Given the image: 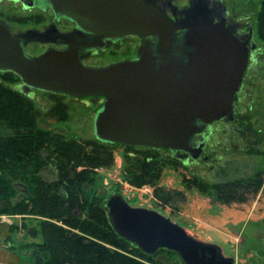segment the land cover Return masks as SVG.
Masks as SVG:
<instances>
[{
	"label": "water",
	"instance_id": "95a60500",
	"mask_svg": "<svg viewBox=\"0 0 264 264\" xmlns=\"http://www.w3.org/2000/svg\"><path fill=\"white\" fill-rule=\"evenodd\" d=\"M9 1L21 3L24 9H52L88 32L141 40L134 58L97 68L84 64L78 44L30 56L27 47L53 42L46 36L54 30L15 34L0 20V72H13L27 90L104 97L93 122L97 140L190 152L195 134L213 122L234 121L249 51L232 30L208 17V0H194L191 15L181 26L172 23L153 0ZM177 29L186 32L185 40L174 37ZM106 206L114 232L147 255L167 250L177 253L184 264H236L230 257L218 260V246L195 239L157 211L130 206L122 195L111 196ZM206 250L211 258L206 259Z\"/></svg>",
	"mask_w": 264,
	"mask_h": 264
},
{
	"label": "rangeland",
	"instance_id": "374dc122",
	"mask_svg": "<svg viewBox=\"0 0 264 264\" xmlns=\"http://www.w3.org/2000/svg\"><path fill=\"white\" fill-rule=\"evenodd\" d=\"M219 1L230 16L241 23L244 32L252 28L259 51L235 104L234 121L228 126L224 122L214 126V134L205 148L208 159L202 157L198 163L187 166L166 149L148 152L151 154L148 160H156L154 169L160 173L155 175V180L141 181L144 185L139 186L128 180L129 175L138 173L133 165L135 161L128 159L136 157V150L127 151L128 147L119 146L113 148L110 165L89 168L95 181L84 189L99 197L105 207L111 196L120 194L132 207L157 211L181 225L195 239L218 246L225 257L234 258L238 264H264V0ZM52 16L26 11L13 1H0V20L8 23L15 34L43 30L52 22ZM41 44L27 47V54L34 57L44 53L48 46ZM139 46L138 39L126 38L113 50L90 59L87 64L97 66L123 61L135 54ZM0 86L17 93L28 103L21 104L0 93V109L3 106L0 111L10 116L11 123L26 120V110L30 108L35 129L63 135L66 140L96 141L93 122L104 99L27 90L13 72H0ZM55 167L52 163L42 169L44 180L55 181ZM85 169L80 167L77 172ZM249 179L252 185L261 183L258 192L243 195L242 202L216 200L220 196L216 193L218 185ZM43 221L56 222L35 215L0 214V264H35L32 245L41 243L42 239L32 232H39ZM109 248L116 250L113 246ZM153 256L154 261L179 263L173 253L158 252Z\"/></svg>",
	"mask_w": 264,
	"mask_h": 264
},
{
	"label": "trees",
	"instance_id": "16d2710c",
	"mask_svg": "<svg viewBox=\"0 0 264 264\" xmlns=\"http://www.w3.org/2000/svg\"><path fill=\"white\" fill-rule=\"evenodd\" d=\"M262 13L264 26V11ZM1 87L0 93L17 99L21 104H28L17 93ZM26 114V120L16 124L0 111V214L41 216L64 225L43 221L39 232H32L42 239L41 243L32 245L34 263L165 264L154 261V256H147L118 236L109 224L107 207L99 197L84 189L85 185L95 181L89 168L110 165L114 157L113 148L119 146L97 139L88 142L66 140L63 135L35 129V118L30 108H27ZM153 151L140 149L136 150V157H128L130 161H135L133 165L139 173L129 175L131 183L141 186L144 185L141 181L156 179L155 175L160 173L154 169L156 160H148L151 157L148 152ZM52 163L56 166L57 177L55 181L47 182L41 171ZM80 167L86 169L77 172ZM250 181L218 185L216 193L220 196L216 200L222 203L242 202L243 195L258 192L261 186V183L252 185ZM15 196L17 198H13ZM160 252L170 253L167 250Z\"/></svg>",
	"mask_w": 264,
	"mask_h": 264
},
{
	"label": "flooded vegetation",
	"instance_id": "af4514ba",
	"mask_svg": "<svg viewBox=\"0 0 264 264\" xmlns=\"http://www.w3.org/2000/svg\"><path fill=\"white\" fill-rule=\"evenodd\" d=\"M153 1L155 2L156 6L159 7L164 12L166 17L172 23H174L175 25L179 24L180 26L185 20L189 18V16L191 15V10L195 6L194 0H153ZM207 8L210 13L208 17L213 21V23L214 24L223 23L226 28L232 30L234 37L241 43L242 47L246 48L249 51L248 66L245 69V72H244L245 75L240 85L241 87L236 95V98H237L235 102L236 104L240 99L239 94L244 87L243 85L246 82L247 75H248L247 73H249L250 69L256 64V54L259 51L257 47V43L253 37L252 28L247 26L248 27L247 32H244L243 31L244 28L241 27V23H239L237 20L233 19L232 16H230L228 10L219 0H208ZM24 10L49 13L50 15L52 14L53 20L52 22H50V25L48 27H45L43 30H37V31L46 32V30L48 29H53L54 31L46 36L47 39L53 40V42H46V43H42L41 45L48 46L47 49L49 48L65 49L64 46H67L68 43L81 45L82 50H83V62L86 66L101 68V67H107L110 65H114V64L132 59L135 57L138 49L141 46V40L138 37L125 36L123 38H117V37H112V36H102L100 34H95L92 32L85 31L84 29L79 27L78 24L73 19L61 17L59 14H55L52 9L42 10L40 8L33 7L31 9H24ZM60 25H63V27H61ZM186 35L187 34L185 31H181L178 29L175 30V33H174V37L178 41L185 40ZM64 37H67V38L64 39ZM130 37L138 39L140 41V46L137 48L135 54H132L131 56L127 57L123 61L112 62L107 65H97L96 66V65L87 64V61H89L90 59L97 58L103 53L113 50L123 40H125L126 38H130ZM148 40L153 45H156L154 38L149 37ZM34 44L35 43H31L29 46L34 45ZM98 98H102L105 101L104 97H98ZM235 104H234V108H235ZM223 122L225 123L226 126L230 125V122H226L224 120L216 121L208 125L207 128L203 132L195 134L190 141V146H189L190 152H186V151L172 152L169 149H166V150H168V152L174 158L179 159L184 165H187V166L189 164L198 163L202 157H204V160H207L208 156H206L205 148L208 145L211 136H213L214 134V126L215 124H221ZM128 148H134L137 151H139L140 149H145V148H139V147H128ZM146 149H150V148H146ZM151 150H160V149H151ZM198 151H200L201 154L197 158H195L194 156ZM116 195H120V194H116ZM216 249H217V252L215 254V257L218 260L227 258L223 255V252L220 248L216 247ZM160 251H164V250H159L158 252ZM158 252H156L154 255H156ZM147 256H150V255H147ZM177 257L179 261L178 264H184L178 254H177ZM205 257L206 259L212 257L211 252L209 250L205 251ZM162 263H165V262H162ZM235 263L238 264L236 261ZM165 264H169V262H166Z\"/></svg>",
	"mask_w": 264,
	"mask_h": 264
}]
</instances>
